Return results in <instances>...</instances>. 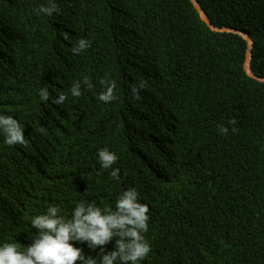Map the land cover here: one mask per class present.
<instances>
[{"label": "trees", "instance_id": "obj_1", "mask_svg": "<svg viewBox=\"0 0 264 264\" xmlns=\"http://www.w3.org/2000/svg\"><path fill=\"white\" fill-rule=\"evenodd\" d=\"M197 1L214 26L251 38L250 70L264 78V0ZM46 3L0 0V113L28 141L0 137V242L23 251L49 205L109 207L135 187L149 208L143 264H264V81L246 72V39L212 31L191 0H56L58 14L37 16ZM79 38L91 47L73 55ZM102 77L116 82L107 104ZM85 78L94 87L62 106L38 101L40 87L54 98ZM103 147L119 179L99 167Z\"/></svg>", "mask_w": 264, "mask_h": 264}, {"label": "clouds", "instance_id": "obj_2", "mask_svg": "<svg viewBox=\"0 0 264 264\" xmlns=\"http://www.w3.org/2000/svg\"><path fill=\"white\" fill-rule=\"evenodd\" d=\"M37 16L52 17L59 13L56 0H47L34 9ZM67 39V37H65ZM91 47V41L79 38L71 47L73 55H80ZM102 91L97 93L96 100L110 103L116 99V82L107 77L98 81ZM91 90L93 83L85 78L74 82L67 92L61 91L50 97L49 89L40 87L37 90L38 101L62 106L68 95L78 98L81 87ZM146 82L134 84L131 91L132 99H140V91L146 87ZM235 119L228 121L235 125ZM235 133L236 128L232 127ZM220 135L227 136L229 127L218 125ZM0 137L7 146H27L24 128L12 115L0 113ZM118 160L115 152L107 147L97 150L99 167L112 169L110 175L119 179V168L113 167ZM149 208L141 202L138 190L128 187L119 193L109 207H98L87 199L77 201L70 215L62 213L58 205H49L42 214L31 219V243L21 251L16 243L0 242V264H143L151 252V245L145 238L149 230ZM110 242L113 247L106 250ZM83 243L96 251V255H86L81 247L74 246Z\"/></svg>", "mask_w": 264, "mask_h": 264}, {"label": "water", "instance_id": "obj_3", "mask_svg": "<svg viewBox=\"0 0 264 264\" xmlns=\"http://www.w3.org/2000/svg\"><path fill=\"white\" fill-rule=\"evenodd\" d=\"M191 2L194 4V6H195L197 12L199 13L201 19L206 23V25H207L212 31H217V32H229V31H230V32H235V33H238V34L242 35V36L246 39V41L248 42V48H249V50H248V52H247V54H246V60H245V64H244V65H245L246 72H247V74H248L250 77L255 78V79H257V80L264 81V78H260V77L256 76V75L250 70V56H251L250 48H251V46H252V40H251V38H250L247 34L241 32V31H239V30L229 29V28H219V27L214 26V25L210 22V20L206 17V15L204 14V12H203V10H202V8H201L199 2H198L197 0H191Z\"/></svg>", "mask_w": 264, "mask_h": 264}]
</instances>
